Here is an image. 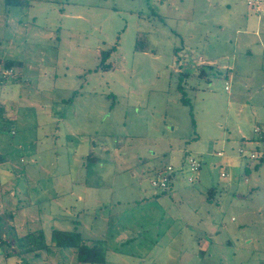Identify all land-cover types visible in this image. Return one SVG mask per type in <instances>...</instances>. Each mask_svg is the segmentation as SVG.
I'll return each instance as SVG.
<instances>
[{"label":"rangeland","instance_id":"1","mask_svg":"<svg viewBox=\"0 0 264 264\" xmlns=\"http://www.w3.org/2000/svg\"><path fill=\"white\" fill-rule=\"evenodd\" d=\"M261 8L0 0V264H264Z\"/></svg>","mask_w":264,"mask_h":264},{"label":"trees","instance_id":"2","mask_svg":"<svg viewBox=\"0 0 264 264\" xmlns=\"http://www.w3.org/2000/svg\"><path fill=\"white\" fill-rule=\"evenodd\" d=\"M101 57L105 60L109 56V52H102ZM16 64L15 60H8L6 61V66L12 67ZM186 77L188 74L183 73ZM3 156H0V159H3ZM169 188L164 189V192H167ZM53 238L56 240V244L59 246H66V245H75L76 242L79 240V234L72 233L69 231H62V230H54L53 231ZM77 252L79 257L82 261H99V259L95 256L94 253H91V249H88L85 245H81ZM91 253V254H90Z\"/></svg>","mask_w":264,"mask_h":264},{"label":"built area","instance_id":"3","mask_svg":"<svg viewBox=\"0 0 264 264\" xmlns=\"http://www.w3.org/2000/svg\"><path fill=\"white\" fill-rule=\"evenodd\" d=\"M262 3H263V0H247V4L249 6H252L256 10L260 9V6L262 5ZM226 88L228 89V86H226ZM255 132H260V128L256 127ZM239 151L243 152V148L240 147ZM218 154L221 155V152H219ZM250 157H251V159L257 158L258 154L255 152H252ZM187 164H188V169L193 174L197 173L201 167V161H200V159H198L196 157H190L187 160ZM166 169L167 170L165 173L157 174L156 178H154L152 180V185L154 187H158V188H162V189H166L168 187V183H169V179H170L169 175L175 176V174H174V171H173L171 165L168 166ZM222 175L226 176L227 174L225 172H222ZM190 179L193 181V179L191 177H190Z\"/></svg>","mask_w":264,"mask_h":264},{"label":"crops","instance_id":"4","mask_svg":"<svg viewBox=\"0 0 264 264\" xmlns=\"http://www.w3.org/2000/svg\"><path fill=\"white\" fill-rule=\"evenodd\" d=\"M262 4H263V3H262ZM261 6H262V5H261ZM261 6H260V9H258V10H257L258 12H260V11H261V9H262V8H261ZM226 86H227V85H226Z\"/></svg>","mask_w":264,"mask_h":264}]
</instances>
